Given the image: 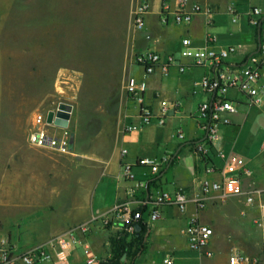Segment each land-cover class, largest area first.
Wrapping results in <instances>:
<instances>
[{
    "label": "rangeland",
    "instance_id": "rangeland-1",
    "mask_svg": "<svg viewBox=\"0 0 264 264\" xmlns=\"http://www.w3.org/2000/svg\"><path fill=\"white\" fill-rule=\"evenodd\" d=\"M137 3L138 0H0V184L13 181V198L5 204L0 201V221L5 227L23 220L38 226L35 232L42 238L70 223L71 218H65L61 211L27 208L16 194L20 197L22 189L33 191L38 180L51 192L47 178L54 172L59 178L51 179V184L62 189L64 185L68 194L70 187L78 186L77 169L89 172L101 163L96 159L107 157L125 116L134 110L124 86L139 72L132 61L137 39L141 48L147 41V32L131 24V11ZM250 4L264 11V0H251ZM221 26L223 33L236 27L226 17ZM247 43L244 40L245 46ZM58 105L73 110L70 155L35 149L26 141L32 113ZM195 107L193 112H197V104ZM233 115L228 117L233 119ZM135 120L138 130L146 126ZM240 126L234 146L238 153L250 159L264 156V101L246 110ZM152 128L153 140L165 139L167 123ZM185 165H191L190 158L185 159ZM21 174L22 178L16 179ZM84 179L86 198L97 182L92 172L86 173ZM243 208L242 201L230 200L225 206L203 210L202 215L208 219L201 223L216 231V239L239 241L260 254L264 229L256 228L253 222L257 213L249 212L241 218L239 211ZM126 242H132L128 250L135 252L133 238H126Z\"/></svg>",
    "mask_w": 264,
    "mask_h": 264
},
{
    "label": "crops",
    "instance_id": "crops-1",
    "mask_svg": "<svg viewBox=\"0 0 264 264\" xmlns=\"http://www.w3.org/2000/svg\"><path fill=\"white\" fill-rule=\"evenodd\" d=\"M179 1L138 0V2L148 4L149 9L145 16V28L143 30L147 32V41L141 48L138 47L140 40L136 38L138 40L135 48L136 53L145 50H151L161 55L177 53L182 50L181 40L183 38H189L192 46L198 47L202 46L203 40L207 36H211L215 39L213 45L217 49L228 46L237 47L236 52L225 60V65L231 72H236L247 56L255 53L259 46H264V35L259 36L258 32V36H256V30L248 25L247 13L251 8H257L251 6V0H188L189 5L198 4L202 8H208L210 15L207 17L197 14L193 16L191 22L177 26L172 23L171 17L176 12ZM230 8L234 10L237 16L234 22L233 15L229 12ZM163 12L167 13L166 16L169 19L166 25L160 22ZM224 17L236 26L228 28L226 33L221 31L224 28L221 26ZM222 39H224L223 42ZM244 40H248L246 46ZM179 63L185 68L184 73H180L178 67L172 65L166 74L158 70L146 78L145 104L153 114L158 113L162 101L178 104L176 110H169L164 125H159L153 120L144 126L145 128L125 133L123 127L126 125L138 128V122L135 120L138 119L137 106L129 98V103L133 105L134 110L125 116L123 123H121L122 127L119 135L111 144L107 157L96 159L101 163L97 165L98 168L94 167L89 172L77 169L75 175L79 178L78 186L70 187L71 190L68 194L64 185H62L63 189L61 186H53L51 179L59 178L58 174L54 172V176L50 175L52 178H47L48 184L53 189L51 192H48L44 187L43 181L38 180L36 181L37 187L33 186V191L29 192L27 189H22L20 197L16 194V199L21 201V204L27 206V208L38 209L39 211L42 208L51 213L61 211L64 213L65 218H71L70 223L58 228L57 232L52 235L38 238L35 232L38 226L30 225L22 220L20 222L15 221L5 227V224L0 221V239L5 238L13 251L18 253L42 244L54 236L64 235L74 227L92 221L87 234L82 235L79 233V239L69 252L68 261L69 264H101V262L112 257L111 239L121 233L122 223L112 215V210L117 204H126L131 210L139 209L143 217L146 218L151 207L144 208L140 204L147 195L158 190L174 191L182 189L188 193L196 191L198 181L203 177L205 164L209 165L211 161L219 166L220 161L214 152H210L207 158L202 159L193 151V145L205 138V132L201 130L196 118L199 106L208 99V96L195 86L196 82L204 76L205 70L195 66L192 60L187 58L180 59ZM138 70L139 72L134 78L140 79L142 72L139 68ZM262 76H264V67L261 69L260 82ZM261 84L264 86L263 82ZM201 98L203 99L201 100ZM228 98L238 104V111L222 116V119L228 120L229 123L219 126L218 131L220 134L218 133L219 141L216 143V147L221 148L225 153L233 152L243 157L246 167L251 173L249 177L244 179L245 189L255 186L264 189V156L260 155L258 158L250 159L242 156L234 147L235 140L241 131L240 125L245 117L246 110L251 107L248 106L246 98L243 99L233 91L229 92ZM196 104L198 106L197 112H193L196 109ZM230 114H235L233 119L228 117ZM166 123L165 139L153 140L154 129L152 127H164ZM178 130L183 134L182 139H178L176 136ZM122 150L126 152L125 155L121 154ZM161 157H167L169 162L165 168L155 174H152L149 168L137 165L138 159ZM186 158L191 160L189 167L185 165ZM125 164L132 166L133 180H127L123 177V166ZM90 172H92L97 185L95 190H91L92 192L89 190L88 197L85 198L83 191L84 175ZM15 177L21 179L22 174ZM10 182L13 181L9 180L6 185L0 184L1 204H5L8 199L13 198V195H11L13 189ZM147 185H150L149 192L147 191ZM53 187H55V190ZM218 207L220 206L211 203L208 204L206 209ZM194 211L192 205H189L184 213L171 205L160 207L158 219L147 228L148 232L145 235L142 250L130 253L127 258L123 257L120 264H163V259L167 257L173 258L174 264H228V256L234 246L244 250L252 257L264 260V246H259L257 243L256 247H260L258 248L260 254H256L239 241L230 242L229 239H216V231L213 228L214 237L209 246L213 256L206 258L190 252L182 230L188 217ZM202 212H199L200 222L202 219H208L207 216L202 215ZM51 213L49 214L50 218L53 217ZM106 218L109 222L104 225L103 221ZM204 225L209 226L205 223ZM260 238L264 240V234ZM252 239L257 242L260 240L253 236ZM41 264H53V262Z\"/></svg>",
    "mask_w": 264,
    "mask_h": 264
},
{
    "label": "built area",
    "instance_id": "built-area-1",
    "mask_svg": "<svg viewBox=\"0 0 264 264\" xmlns=\"http://www.w3.org/2000/svg\"><path fill=\"white\" fill-rule=\"evenodd\" d=\"M148 4L138 2L131 11V24L134 29L144 30L145 16L148 13ZM167 10V9H166ZM165 10V11H166ZM233 15V22L237 16L232 8L229 9ZM210 15L208 8H202L198 4L189 5L188 0H180L176 12L172 14L171 21L174 25L180 26L191 22L194 15ZM167 13H162L160 22L168 24ZM248 25L264 35V12L258 8H251L247 13ZM202 46L193 47L189 38L181 40L182 50L177 53L161 55L151 50H145L134 54L133 65L142 72V77L129 78L124 86L126 95L137 106V116L142 125H148L155 120L159 125H164L169 110H176L177 103L162 101L157 114L145 104L147 92L146 78L156 71L166 74L169 67L176 65L180 73L185 68L180 65L179 60L187 58L192 60L195 66L205 70L204 76L196 82L195 86L199 91L204 92L208 99L198 109L197 121L201 130L205 132V138L193 145L194 153L202 159L214 152L220 165L213 162L205 164L203 177L198 181V187L193 193L177 189L174 191L158 190L147 195L143 202L144 208L150 206V212L146 218L139 209L131 210L126 204H117L112 215L122 223L121 232L128 237L136 233L135 226L141 223L149 228L158 219L159 209L165 205L176 207L181 213L187 211L189 205L194 206L192 213L182 230L186 239L188 250L199 256L211 258L212 251L209 249L214 237L213 229L200 222L199 212L205 210L208 204L226 205L230 200L242 201L244 208L239 211L241 218H246L249 212L257 213L253 222L258 229H264V189L257 187L244 188V179L250 176L245 160L240 155L230 152L225 153L221 148L216 147L219 141L218 128L220 125L229 123L223 120L222 116L227 113H236L238 104L228 98L230 91L243 96L248 100V106H260L264 101V86L260 83L261 69L264 67V46L247 56L236 72L225 65V60L237 50V47L228 46L217 49L214 47L215 39L207 36ZM59 111L68 114L67 126L62 127L56 124ZM52 114L48 122L49 114ZM73 110L64 105H58L55 109L44 111L36 110L32 113L30 126L27 130V144L35 149L56 152L61 155L72 154V133L69 130ZM136 126L123 127L125 133L137 130ZM178 139L183 138L180 130L176 132ZM264 151V139L262 142ZM122 150L121 154L125 155ZM167 157L141 158L137 165L147 167L152 174L161 171L168 164ZM208 165V166H207ZM131 165L123 166V177L133 180ZM95 220V219H93ZM109 220L103 221L107 225ZM91 222L74 227L64 235L54 236L48 241L37 246L15 253L3 238L0 239V264H41L53 262V264H69V252L79 239V233L85 235L89 232ZM163 264H174L171 257L163 259ZM228 264H264V260L248 255L244 250L234 246L229 256Z\"/></svg>",
    "mask_w": 264,
    "mask_h": 264
},
{
    "label": "trees",
    "instance_id": "trees-1",
    "mask_svg": "<svg viewBox=\"0 0 264 264\" xmlns=\"http://www.w3.org/2000/svg\"><path fill=\"white\" fill-rule=\"evenodd\" d=\"M260 35L262 34L259 32V36ZM256 36H258V30H256ZM149 190H150V185H147V191L149 192ZM138 226L141 229L140 232L134 233V235L132 236L133 242L135 244L136 252L142 250L144 245L145 235L148 232V229L145 226H143L141 223H139ZM126 238H128V236L123 232H121L111 239L110 244L112 249V257L108 260H105L104 262H101V264H120L123 257L127 258L130 256V252L128 249L131 248L133 244L132 242L127 243Z\"/></svg>",
    "mask_w": 264,
    "mask_h": 264
},
{
    "label": "water",
    "instance_id": "water-1",
    "mask_svg": "<svg viewBox=\"0 0 264 264\" xmlns=\"http://www.w3.org/2000/svg\"><path fill=\"white\" fill-rule=\"evenodd\" d=\"M57 117L58 119L56 120V124L57 125H60L62 127H66L67 126V119H68V114L65 113V112H62V111H59L57 113ZM51 118H52V114L50 113L49 114V118H48V122L51 121ZM135 230H136V233H139L140 232V227L138 225L135 226Z\"/></svg>",
    "mask_w": 264,
    "mask_h": 264
},
{
    "label": "bare ground",
    "instance_id": "bare-ground-1",
    "mask_svg": "<svg viewBox=\"0 0 264 264\" xmlns=\"http://www.w3.org/2000/svg\"><path fill=\"white\" fill-rule=\"evenodd\" d=\"M71 122V121H70Z\"/></svg>",
    "mask_w": 264,
    "mask_h": 264
}]
</instances>
